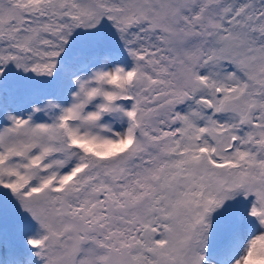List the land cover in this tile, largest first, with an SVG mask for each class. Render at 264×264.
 I'll return each mask as SVG.
<instances>
[{"label":"snow or ice","instance_id":"1","mask_svg":"<svg viewBox=\"0 0 264 264\" xmlns=\"http://www.w3.org/2000/svg\"><path fill=\"white\" fill-rule=\"evenodd\" d=\"M0 264H264V0H0Z\"/></svg>","mask_w":264,"mask_h":264}]
</instances>
